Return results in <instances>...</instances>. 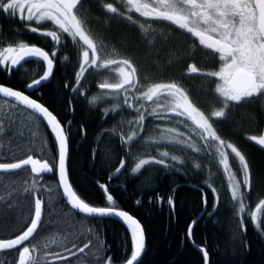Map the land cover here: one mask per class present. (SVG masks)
<instances>
[{
	"label": "snow or ice",
	"instance_id": "obj_1",
	"mask_svg": "<svg viewBox=\"0 0 264 264\" xmlns=\"http://www.w3.org/2000/svg\"><path fill=\"white\" fill-rule=\"evenodd\" d=\"M82 7L83 0H0V12L10 17H19L30 32L49 38L56 46L61 45L62 37L71 39L79 49V69L75 72L76 85L81 84L85 73L90 69L109 72L110 79L105 77L103 82L98 84L102 95L92 96L89 103L95 104L111 97L117 101L112 105L111 111L135 109V119L130 123L138 131L133 130L127 136L121 133L122 142L131 143L144 131L146 116L160 119L164 126L158 128L157 135L147 136L145 139L149 142L167 141L183 150L213 155L226 175L232 201L237 205L236 215L240 228L246 230L244 214L247 212L250 221L264 234V198L259 199L254 208L246 202L245 190L252 188L253 179L249 161L234 143L222 138L214 125V121L226 119L233 106L247 104L253 100L264 101V0H115L102 3V8L111 18L130 22L146 36L154 37L159 31L155 25L167 22L170 31H181L194 41L193 51L199 48L206 53L205 62L211 60L218 65L216 68L198 67L197 63L192 62L186 69L190 75L214 80V94L220 106L210 107L208 110L198 106L199 101L194 100L178 80L163 81L152 75H144L132 58L124 56L115 48L110 49L88 26V17L83 14ZM29 58L43 62L45 66L42 75L31 79L26 85V88L33 89L53 75L57 59L55 48L50 53L43 47L23 40L0 46V66H6L9 72L13 67L22 66ZM73 91L80 89L74 88ZM0 95L9 98L4 100L5 104H9L11 100L45 121L56 145L54 163L32 154L12 162H0V171L3 172L30 168L32 180L30 183L24 182L22 191L34 199L30 222L19 234L0 238V250H15L18 254L15 264H47L49 259L56 264H68V256L75 258L77 252L83 254L92 244L91 239L80 247L72 243V249H75L72 251L63 247V239L58 236L45 238L43 248L56 245L65 253L62 255L60 252H42L38 244L30 241L42 226L45 207V200L38 195L44 186L38 182L37 177L53 172L55 168L58 187L62 190L67 204L85 217L119 218L126 225L131 239L130 255L122 264H142L146 237L140 220L116 206L115 198L108 192L107 184H100L99 187L106 194L110 206H93L82 199L74 189L69 178V135L60 119L44 103L26 95L24 91L0 83ZM104 111L106 114L109 109ZM173 117L182 127L187 121V131L182 132L178 127L167 126ZM4 131V122L0 120V134ZM32 135L35 138L36 134ZM193 136L196 137L195 140ZM248 139L264 147V133L251 135ZM46 144L47 141L41 139L40 150ZM229 153L238 162L242 178H237L233 171ZM160 156L164 158L139 159L132 172H138L143 166L151 163L169 167L165 159L169 153L163 151ZM171 159L180 160V157L173 155ZM124 165L125 161L121 159L115 171L120 172ZM196 167L200 165L197 164ZM212 191L215 193V188ZM218 201L217 195L216 202ZM204 202L207 203V200ZM169 204H173L171 198ZM188 234L191 235V226ZM99 244L96 258L101 264H113L111 256L104 258L102 255L103 241L100 240ZM201 251L207 264L208 251L203 248Z\"/></svg>",
	"mask_w": 264,
	"mask_h": 264
},
{
	"label": "trees",
	"instance_id": "obj_2",
	"mask_svg": "<svg viewBox=\"0 0 264 264\" xmlns=\"http://www.w3.org/2000/svg\"><path fill=\"white\" fill-rule=\"evenodd\" d=\"M14 28L20 29L0 12V41L17 39L19 32ZM22 36L29 42H40L30 32L22 31ZM122 36L123 40L130 38ZM128 43L125 44L130 50L131 39ZM49 44L46 46L50 47ZM58 52L53 75L29 93L53 111L68 132L69 178L77 194L93 206H110L99 187L106 183L116 206L140 220L146 237L142 264H205L203 254L190 241L188 234L189 226L205 207V199L206 212L195 224L191 236L196 245L208 251L209 264H264V234L250 221L247 212L244 214L246 230L240 228L237 205L222 182V170L218 168L215 172L210 168L208 156L200 157L193 152L180 151L174 145L146 140L145 137L158 133L156 118L152 119L153 122L148 120V126L133 142H122L121 133L127 136L135 130L132 124V127L127 126L131 119L130 109L111 111L112 105L117 103L111 98L89 103L92 96L102 92L98 88L101 74L88 71L81 84L76 85L78 47L64 40ZM39 75L17 69L8 77L0 68V83L25 90V84ZM74 88L80 91H73ZM4 100L0 97V120H3L5 129L0 134V162H12L32 154L54 163L56 145L49 128L30 111L12 102L5 104ZM105 109H109L106 114ZM32 133L36 134L35 138ZM41 139L47 141L42 150ZM163 151L169 153L165 158L169 167L151 163L132 172L139 159L164 158L160 156ZM173 155L180 160H172ZM121 159L125 161L124 168L116 172ZM197 164L200 167H196ZM32 175L27 168L0 173V197H3L0 199V238L18 234L30 222L34 199L23 193L22 188L25 181L31 182ZM37 180L44 186L38 195L45 200V207L42 226L31 243L38 244L42 252L65 255L56 245L44 249L45 238L58 236L63 239V247L69 249H72V243L80 247L91 239L92 244L83 254L77 252L75 258L67 257L68 264H101L96 252L102 240L103 257L111 256L113 264H122L131 251L130 234L124 223L114 218L85 217L74 211L60 192L55 168L51 174L43 176L42 180L38 176ZM213 188L218 193H213ZM263 191L260 184L254 189L256 194ZM214 194H219L218 203ZM169 198L173 204H169ZM254 199H251L252 205ZM12 252L17 254L15 250ZM14 263L13 256L0 250V264ZM47 264L56 262L49 259Z\"/></svg>",
	"mask_w": 264,
	"mask_h": 264
},
{
	"label": "flooded vegetation",
	"instance_id": "obj_3",
	"mask_svg": "<svg viewBox=\"0 0 264 264\" xmlns=\"http://www.w3.org/2000/svg\"><path fill=\"white\" fill-rule=\"evenodd\" d=\"M107 2H115V0H83L82 12L85 16L88 17V26L93 30L94 33L98 34L103 39L104 43L108 45L110 49L115 48L124 56L132 58L134 63L138 65V68L143 72L144 75H152L157 80L163 81H167L169 79L178 80L189 91L192 98L196 101H199L198 106H202L205 110H208L210 107L220 106L219 103L216 101V97L214 94V80H206L205 78L194 74L190 75L186 71L187 65L192 62L197 63L198 67H218V65L212 62L211 60L205 62L204 57L206 53L201 51L199 48H196L195 51H193L192 45L194 41L188 35L182 33L181 31H170L167 27V22H162L160 24L155 25L156 27H158L159 31L155 34L154 37L152 35L146 36L144 33H141L139 29L136 26L132 25L130 22H127L122 19L111 18L109 14H106L105 10L102 8V3ZM3 14L6 16V20L10 21L11 24L15 25V27H17L18 25L21 31L20 29L14 28L16 32H19V36L17 37V39H14L13 41L10 39H4L0 41V46L9 42H17L19 40H23L27 43H34L37 46L43 47L46 51H49L50 53L55 48L57 57V54L59 53L58 47L60 45L56 46L49 38H45L36 33L30 32L26 28L25 22L19 17H10L5 13ZM44 27L51 26L44 25ZM22 31H27L37 36V38L40 39V42L37 43L35 41H27L22 36ZM122 35H128L130 38L128 40H123ZM130 39L132 45L130 47V50H127V44L125 43L130 42ZM64 40H69L72 44L70 38L62 37V41ZM48 44L50 45V47L46 46ZM49 48H51V51ZM56 66L57 63H55L54 65L53 73ZM44 67L45 66L43 62L38 61L35 58L26 59V61L22 63V66L13 67L10 72L7 70L6 66H0V68L4 70V72H6L8 77H10L12 75V72L16 71L17 69L23 71L28 70L32 74L39 73L40 75H42ZM89 71L101 75L108 73L106 71H97L94 69H90ZM4 85L16 88L20 91H24L28 93L31 97H33L29 93L33 90L30 91L28 88H26L27 83L25 84V90L9 84ZM36 88H39V86L35 87L34 89ZM14 104L22 109L24 108L16 103ZM130 111V121L133 122L136 116V112L135 109H130ZM153 118L155 119L156 117L146 116L145 128L150 123V121L148 122V120H152ZM174 119L176 118L173 117L171 123L167 124V126L178 127L179 130L182 132L187 131V121H185V126L182 127L179 125V122L177 120L175 121ZM156 120L158 121L156 123L159 127L164 126V123L160 119L156 118ZM151 122H153V120ZM214 125L217 128L219 134L222 136V138L226 141L234 143L245 154L246 158L249 161L253 178L252 188L250 190H245V193L246 202L250 206H252L251 208H254L255 203H257L259 199L264 198V191L259 194H256L254 192V189L258 184L264 187V147L258 145L253 141H250L248 137L251 135H259L261 133H264V101L253 100L247 104L233 106L228 112L227 118L221 119L219 121H214ZM135 130L138 131V129ZM195 139L196 137L193 136V140ZM161 142L168 145H172L167 141L161 140ZM175 147L180 151L191 153L193 152L200 157L203 155L208 156V158H210V168L215 170V172L218 171V168L222 170V182L225 186L228 187V190L230 192L228 181L223 171V168L217 163V159L213 155L204 152L197 153L192 150H183L179 146ZM229 162L232 166L233 171L237 174V178H242L239 172L238 162L234 159L231 153H229ZM48 174H51V172L43 173L39 177H41L42 180L43 176ZM215 193L218 192L216 191ZM214 195L216 200L217 195ZM252 198H255L254 205H252ZM32 240L33 238L30 239V241ZM12 251L14 250H5V253L7 255L13 256L14 261H16L18 254L13 253Z\"/></svg>",
	"mask_w": 264,
	"mask_h": 264
},
{
	"label": "water",
	"instance_id": "obj_4",
	"mask_svg": "<svg viewBox=\"0 0 264 264\" xmlns=\"http://www.w3.org/2000/svg\"><path fill=\"white\" fill-rule=\"evenodd\" d=\"M44 82V81H43ZM42 82V83H43ZM5 86H7V85H5ZM18 90V89H17ZM30 91H32V90H34V88L33 89H29ZM25 94L26 95H29L28 93H26L25 92ZM1 97H2V95H0ZM30 96V95H29ZM4 98V97H3ZM33 98V97H32ZM6 99H9V98H6ZM11 101V100H10ZM13 102V101H12ZM40 102V101H39ZM15 103V102H14ZM19 105V104H18ZM20 106H22V105H20ZM22 107H24V106H22ZM47 107V106H46ZM25 108V107H24ZM58 118V117H57ZM42 120V119H41ZM43 121V120H42ZM43 123L47 126V124H46V122L45 121H43ZM48 127V126H47ZM50 130V129H49ZM25 169V168H24ZM21 170H23V169H21ZM21 170H14V171H11V172H3V171H0V173H14V172H18V171H21ZM57 179H58V174H57ZM102 190V189H101ZM60 191H61V194H62V190L60 189ZM103 191V190H102ZM63 196V195H62ZM64 198V197H63ZM64 200L66 201V199L64 198ZM66 203H67V201H66ZM70 206V205H69ZM71 207V206H70ZM206 208H207V203H205V207H204V209H203V211L199 214V216L195 219V223H193L192 225H191V234H192V230H193V228H194V226H195V224L197 223V221L205 214V212H206ZM74 210V209H73ZM74 211H76L77 213H79L77 210H74ZM81 214V213H80ZM44 215V214H43ZM132 215V214H131ZM93 218H95V217H93ZM104 218H114V219H117V220H119V221H121L119 218H116V217H104ZM42 219H43V217H42ZM122 222V221H121ZM123 223V222H122ZM36 233H34V235H35ZM30 239H32V238H30ZM189 239H190V241L194 244V246L202 253V251H201V249L203 248V247H200V246H198V245H196L194 242H193V239H192V236L190 235L189 236ZM203 249H205V248H203ZM143 255H144V253L142 254V257H143ZM210 263V258H208V262H207V264H209Z\"/></svg>",
	"mask_w": 264,
	"mask_h": 264
},
{
	"label": "rangeland",
	"instance_id": "obj_5",
	"mask_svg": "<svg viewBox=\"0 0 264 264\" xmlns=\"http://www.w3.org/2000/svg\"><path fill=\"white\" fill-rule=\"evenodd\" d=\"M105 77H109V79H110V76H109V72L108 73H105L104 75H101L100 76V82H103V80H104V78ZM100 93V92H99ZM100 95H102V92L100 93ZM109 98H111V97H109ZM108 99V98H107ZM111 99H113V98H111ZM114 100V99H113ZM118 110V109H117ZM124 119V118H123ZM175 121H176V119H174ZM124 122V120H122V123ZM131 121H129V123H128V125L127 126H129V127H132L131 126V123H130Z\"/></svg>",
	"mask_w": 264,
	"mask_h": 264
}]
</instances>
